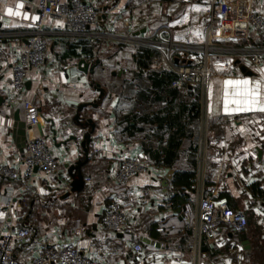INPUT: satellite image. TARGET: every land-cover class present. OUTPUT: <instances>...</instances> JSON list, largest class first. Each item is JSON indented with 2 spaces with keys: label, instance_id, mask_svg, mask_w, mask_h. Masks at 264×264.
Wrapping results in <instances>:
<instances>
[{
  "label": "crops",
  "instance_id": "0c3cea01",
  "mask_svg": "<svg viewBox=\"0 0 264 264\" xmlns=\"http://www.w3.org/2000/svg\"><path fill=\"white\" fill-rule=\"evenodd\" d=\"M86 1L102 12L91 34L70 43L63 22L48 17L46 63L27 74L21 93H14L10 82L38 15L37 0H0V161L14 164L20 172L17 180L0 182V208L4 196L13 193L10 223L15 227L28 218L26 211L21 214L25 196L40 199L41 209L54 207L61 212L56 213L51 233L38 225L35 234L15 247V257L20 264H28L47 243H56L83 249L103 264H192L187 250L192 234L185 229L181 210H165L155 196L164 192L176 167L187 168L195 162L193 173L197 168L202 111L196 119L191 116L187 110L191 102L185 96L192 99L193 94L187 90L170 101L169 83L174 76L167 78L172 74L168 44L174 63L202 61L208 0ZM249 3L264 17V0ZM9 8L19 14L9 15ZM127 19H132L133 43L121 40L118 32ZM81 41L95 44L94 57L72 54L73 48L80 51ZM259 45L257 34L251 32L246 39L214 41L208 51L205 177L209 175L212 186L206 194H228L230 206L243 211L249 222L240 234L220 226L214 247L201 264H264V57L254 65L249 54ZM81 58L92 74L76 66L62 69L77 65ZM240 66L250 73H242ZM93 81L105 91L104 97L95 106H85L80 116L94 122L90 147L99 152L95 160L80 166L84 177L80 191L65 196L55 185L62 182L69 191L67 166L84 156L80 142L85 130L74 123V117L81 104L97 99ZM25 100L37 110L34 126L26 125ZM39 127L57 160L55 176L46 189L38 177L26 183L21 176L25 141L40 136ZM70 135L76 140L63 143ZM168 150L174 153L171 165L162 161ZM123 157L138 159L147 172L127 184L116 183L113 173ZM144 185L151 187L154 196L139 204V189ZM112 199L128 209L130 232L113 235L101 225L99 217ZM35 209L29 210L32 216ZM156 226L167 231L158 232ZM152 241L161 250L153 249ZM135 243L141 244V252L133 251Z\"/></svg>",
  "mask_w": 264,
  "mask_h": 264
},
{
  "label": "built area",
  "instance_id": "2783aa9c",
  "mask_svg": "<svg viewBox=\"0 0 264 264\" xmlns=\"http://www.w3.org/2000/svg\"><path fill=\"white\" fill-rule=\"evenodd\" d=\"M27 1V0H23ZM154 0H143L151 3ZM38 15L26 48L20 53L13 70V78L10 82L12 92L21 93L24 79L27 74L37 71L46 63L49 49L48 38L45 31L46 19L61 20L69 33V42L76 43L81 38L91 34L102 12L86 0H37ZM207 22L204 30L202 53L203 59L197 64L174 63L171 54V45L168 44V66L174 78L171 79V88L185 89L187 86H197L199 89L198 103L202 111L201 135L197 143V168L191 180L193 181V198L187 201L181 208V215L185 229L192 234V241L188 245V252L192 264H201L208 256V250L214 247L216 235L220 226L229 229L233 234H240L246 230L247 220L243 211L232 208L224 195L211 191L204 192L206 147H207V118L206 108V84L209 67V48L214 41H236L246 39L251 32L257 34L260 45L249 50L252 64L259 65L264 57V17L252 10L249 0H208ZM132 19L123 21L118 30L120 39L127 43L136 42V38L130 35ZM161 29L155 31L159 37ZM76 66L67 64L62 67L67 70ZM233 67V65H230ZM23 111L26 116V125L34 126L38 122V113L30 101H23ZM25 156L22 160L24 170L22 177L26 183L38 177L42 181L44 189L48 187L56 173L57 160L50 150L48 138L42 135L28 138L25 141ZM98 148H93L89 154L90 160H95ZM147 166L138 159L123 157L118 162L113 173V180L118 184H127L134 176L146 173ZM20 177V172L12 163L0 161V182L3 180L15 181ZM91 182L90 177L85 178ZM62 183V182H61ZM56 184L63 193L68 191L65 184ZM23 190V189H22ZM173 190L167 185L162 194L155 196L160 205L167 211L173 210ZM149 185L139 189L138 203L144 204L153 197ZM15 208V196L13 193L4 196L2 201L0 219V264H20L15 257V247L23 244L31 235L26 226L15 227L10 223V216ZM129 211L117 199H112L105 212L99 217L100 223L111 233H128L131 230ZM173 228V226H171ZM157 231H163L159 226ZM150 246L160 249L155 241ZM161 250V249H160ZM133 251L139 253L142 246L139 243L133 245ZM28 264H103L99 259L90 257L83 249L72 245L47 243Z\"/></svg>",
  "mask_w": 264,
  "mask_h": 264
},
{
  "label": "trees",
  "instance_id": "16d2710c",
  "mask_svg": "<svg viewBox=\"0 0 264 264\" xmlns=\"http://www.w3.org/2000/svg\"><path fill=\"white\" fill-rule=\"evenodd\" d=\"M80 46V51L77 52L74 50V48L71 50L72 54L78 58L79 56H83L85 58H92L93 56V52L95 49V44H90L88 41H81L79 43ZM70 47L72 48V46L70 45ZM96 61V60H95ZM98 61V60H97ZM174 75H168V80L170 81V79L173 77ZM95 82V81H94ZM96 84V83H95ZM182 90V91H180ZM188 91L189 94H193V98L190 99L189 96H185L186 100L191 102V106L187 109L188 111H190V113L192 114L191 116L194 117V119L198 118L199 116V111H200V105L198 103V99H199V89L197 86H187L185 89H177V88H172L169 90V97H170V101H173L177 98V96H179V92H183V91ZM153 99H155L156 101H159V99L157 97H153ZM152 99V100H153ZM146 101V100H145ZM195 150V148H194ZM174 156V153L170 150L165 151L164 156L162 158V161L166 164H170L172 158ZM195 166V162L191 163L187 168H182V167H176L170 182H169V186L172 188L173 190V195H172V200H173V211H177V210H181L182 206L185 204V202L187 201V198H190L191 195L193 194V181L191 180V177L193 176V167ZM175 168V167H174ZM211 186H212V181L209 178V175L206 174V177L204 179V192L205 194L211 190ZM220 195H224L227 197L228 199V203L229 205L231 204L230 202V198L229 195L226 193H220ZM24 209L26 211V215H28V218L23 220L21 223L23 226H26L30 229L31 234H35L36 231L38 230V220H36L31 213H29V210L33 209V208H38V207H44L43 204L41 203L40 199H37L35 197H24ZM22 205V204H21ZM32 216V217H31ZM29 218L33 219L31 221V223H28L27 220H29ZM247 220V224H248V218L246 217ZM155 224H151V227L154 228ZM158 228V226H156ZM157 228H155L157 230ZM164 231H161L162 233L166 232L167 229H163ZM160 232V231H158ZM31 237V235H30ZM29 239V238H28Z\"/></svg>",
  "mask_w": 264,
  "mask_h": 264
},
{
  "label": "water",
  "instance_id": "95a60500",
  "mask_svg": "<svg viewBox=\"0 0 264 264\" xmlns=\"http://www.w3.org/2000/svg\"><path fill=\"white\" fill-rule=\"evenodd\" d=\"M95 62H98V61L96 60ZM76 67H77V70L80 72H83L85 74H87L89 72L90 74H92V69H89V64L82 58L77 61ZM239 68L241 69L242 73H247V74L250 73V72L246 71L245 67L240 66ZM93 83H94V81L91 84L92 87H93ZM95 85H96L95 89L99 92L97 99L95 101H93L92 103L81 104L78 107L77 113L75 114V117H74V123L78 127H80L81 129L85 130V132L82 135L81 142H80V146L82 147L84 156L81 158V160H78L75 163L67 166V174L71 178V183H70V189H69V191H67L65 193V196H68L69 194L77 193L78 191H80V189L84 185V177L80 171V166L82 165V163L89 160V154L91 152V147H90L91 146V135L94 131L95 124L91 119H83L80 116V111L85 106L97 105L103 99L105 91L103 89H101L100 87H98L97 84H95ZM39 130H40V135H43V131L40 127H39ZM54 134H55V131H54ZM76 138L77 137L75 135H70L65 141H63V143H66L68 141H74V140H76Z\"/></svg>",
  "mask_w": 264,
  "mask_h": 264
},
{
  "label": "rangeland",
  "instance_id": "374dc122",
  "mask_svg": "<svg viewBox=\"0 0 264 264\" xmlns=\"http://www.w3.org/2000/svg\"><path fill=\"white\" fill-rule=\"evenodd\" d=\"M25 209L22 211V215H24V212ZM56 213L59 215L61 212L59 211H56L54 207H50V208H45V209H41V208H36L34 210V215L33 217L38 220V225H40V227H44V229L41 228V231L44 230L43 232L47 231L49 233L50 230H52V228L54 227V224H55V216H56ZM33 219L29 218L28 223H31ZM40 220V221H39ZM42 222V226H41V223ZM249 222V221H248Z\"/></svg>",
  "mask_w": 264,
  "mask_h": 264
},
{
  "label": "snow or ice",
  "instance_id": "6c2138e0",
  "mask_svg": "<svg viewBox=\"0 0 264 264\" xmlns=\"http://www.w3.org/2000/svg\"><path fill=\"white\" fill-rule=\"evenodd\" d=\"M18 7H22V5H18ZM7 11H8L9 15H18L19 14L18 12H14L11 8H9ZM229 83H232V82L230 81ZM237 83H239V82H237ZM243 83L247 84L248 82L244 81Z\"/></svg>",
  "mask_w": 264,
  "mask_h": 264
}]
</instances>
